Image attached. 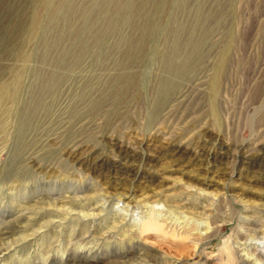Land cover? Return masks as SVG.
Listing matches in <instances>:
<instances>
[{"label": "rangeland", "instance_id": "374dc122", "mask_svg": "<svg viewBox=\"0 0 264 264\" xmlns=\"http://www.w3.org/2000/svg\"><path fill=\"white\" fill-rule=\"evenodd\" d=\"M262 219L264 0H0V264H252Z\"/></svg>", "mask_w": 264, "mask_h": 264}, {"label": "bare ground", "instance_id": "6f19581e", "mask_svg": "<svg viewBox=\"0 0 264 264\" xmlns=\"http://www.w3.org/2000/svg\"><path fill=\"white\" fill-rule=\"evenodd\" d=\"M29 124V120H25L23 121V123L21 125H19L18 128H20V132H22L23 129H25ZM44 143V142H43ZM38 144V143H37ZM44 145V144H43ZM33 146V145H32ZM36 151V150H35ZM33 157V156H32ZM75 200V199H74ZM69 201V200H67ZM58 202V201H57ZM60 202V201H59ZM50 203V201H49ZM48 203V204H49ZM63 203V202H62ZM46 204V203H45ZM70 204V203H68ZM76 204V203H75ZM53 205V204H50V206ZM60 205V204H59ZM74 205V204H73ZM170 205V204H169ZM56 206V205H55ZM67 206V205H66ZM45 207V206H44ZM73 206H71L72 208ZM170 208L168 209L167 207V211H166V214H169L171 215L172 213H174V211L176 210V208H172V206H169ZM60 208V207H59ZM63 208V207H62ZM65 208V207H64ZM76 208V207H75ZM51 209V208H50ZM55 210V209H54ZM59 210V209H58ZM63 210V209H62ZM39 211V210H38ZM67 211V210H66ZM64 213V211H62ZM53 212H47V214H52ZM61 213V212H60ZM58 214V213H57ZM62 214V213H61ZM48 216V215H47ZM54 216V215H53ZM86 216H89L90 218H93L91 215H86ZM43 217V216H42ZM55 217V216H54ZM61 217V216H60ZM65 217V216H64ZM171 217V216H170ZM48 218V217H47ZM169 218V217H168ZM171 219V218H170ZM63 220V219H62ZM25 221V220H24ZM165 221V220H164ZM39 222V221H38ZM47 222V221H46ZM225 222V221H223ZM251 221H247L244 228V234L242 235V238L244 237V239H239L240 241L242 240V242L238 241L237 243L240 242V246L242 248V250L244 251V258L247 257L248 259L251 260V263L252 264H264V219L261 220V222H251ZM52 223V222H51ZM44 224V223H43ZM47 224V223H46ZM45 224V225H46ZM50 224V223H49ZM256 224H258L256 226ZM51 225V224H50ZM260 225V226H259ZM47 226V225H46ZM254 226V227H253ZM25 228V227H24ZM43 228V227H41ZM242 228V227H241ZM257 228V229H256ZM46 229V228H45ZM207 229V228H205ZM24 230V229H23ZM12 232V231H11ZM3 233V232H2ZM49 233V231H48ZM212 234L211 231L207 230L205 231V233L203 234H200L197 238L198 241H205V240H208L210 238H212ZM234 235V234H233ZM0 236H6V233L4 234H0ZM27 236V235H26ZM29 236V235H28ZM32 236V235H30ZM232 238H234L233 240V243H234V246H235V239L238 240V238L236 237L235 238V235L232 236ZM2 239V238H1ZM0 239V256H2L3 254L7 253L9 251V248L11 247L10 244H5L2 243ZM5 239V237H4ZM7 239V238H6ZM18 241V240H16ZM24 241V240H23ZM228 241V240H227ZM15 242V241H13ZM20 243V242H19ZM5 247V248H3ZM226 248V247H225ZM235 247H233L232 245V248L229 250L230 252L233 253V251H235L234 249ZM127 262H122L121 264H125ZM157 264H161V263H157ZM173 264V263H171Z\"/></svg>", "mask_w": 264, "mask_h": 264}]
</instances>
